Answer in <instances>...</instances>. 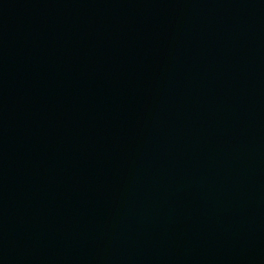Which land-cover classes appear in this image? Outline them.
<instances>
[{
  "label": "water",
  "instance_id": "95a60500",
  "mask_svg": "<svg viewBox=\"0 0 264 264\" xmlns=\"http://www.w3.org/2000/svg\"><path fill=\"white\" fill-rule=\"evenodd\" d=\"M0 264H264V0H0Z\"/></svg>",
  "mask_w": 264,
  "mask_h": 264
}]
</instances>
